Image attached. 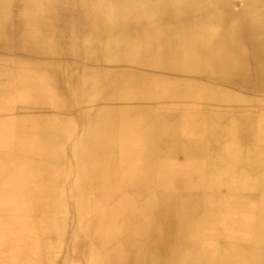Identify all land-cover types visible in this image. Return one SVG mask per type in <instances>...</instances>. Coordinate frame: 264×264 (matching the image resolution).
Here are the masks:
<instances>
[{
	"label": "bare ground",
	"instance_id": "6f19581e",
	"mask_svg": "<svg viewBox=\"0 0 264 264\" xmlns=\"http://www.w3.org/2000/svg\"><path fill=\"white\" fill-rule=\"evenodd\" d=\"M238 2L243 4L240 8ZM104 5L117 9L124 31L135 27L146 31L143 66H127L118 59L106 65L112 71L142 70L164 77L185 70L179 63V51L184 49L190 56L188 69L222 73L241 84L249 81L255 87L264 86V64L250 67L244 39L247 27L259 24L256 20L264 10V0H112ZM12 30L19 41L9 51L4 43L12 38ZM178 30L182 41L177 38ZM71 32L60 22L13 21L0 15V54L14 59L8 73L0 69V217H10L16 224L24 218L28 228L21 239L27 250L11 263L264 264V182L254 176L264 159L255 157L253 169L248 170L242 164L241 150L234 147L222 166L214 157L208 161L209 168H204L187 165L179 151L176 158L180 163L173 166L171 159L153 155L152 143V152L144 151V129H138L157 118H167L138 110L142 98L152 96V83L138 80L136 75L121 82L123 109H115L114 102L105 104L115 110L106 111L97 127L90 117L95 101L89 95L95 91V80H87V89L90 84L91 88L78 121L64 92L58 91L54 101L51 99L48 82L52 71L58 70L63 73L65 87H72L87 71L94 70L84 68V63L73 67L60 62L64 53L57 42L66 37V48L73 58H79L82 40ZM102 32L103 28L98 29L97 36ZM128 40H121L115 57L135 55L132 42H124ZM251 47L255 62H264V35ZM255 96L245 98L239 93L233 104L243 112L255 110L257 120L263 122L264 93ZM51 100L52 106L48 105ZM261 130L257 126L253 132L258 141L264 139ZM161 136H165L162 131ZM113 153L116 156L109 158ZM254 153L262 154L258 146ZM238 162L241 170L237 174L231 167ZM118 185L121 189H114ZM219 208H229V215L236 216L229 225L233 233H239L226 238L236 241V246H230L234 249L226 252L216 244L219 236L203 235L209 222L218 224L205 217ZM210 217L217 216L213 213ZM36 239L38 250L30 255ZM261 250L262 258L256 257Z\"/></svg>",
	"mask_w": 264,
	"mask_h": 264
},
{
	"label": "crops",
	"instance_id": "0c3cea01",
	"mask_svg": "<svg viewBox=\"0 0 264 264\" xmlns=\"http://www.w3.org/2000/svg\"><path fill=\"white\" fill-rule=\"evenodd\" d=\"M185 56V60H187V63L184 64V67L186 68L183 71L173 72L174 74L170 73L168 75H164V77H160V74L157 73L145 72L146 81L148 80V82L152 83V96L150 95L147 98H142V102H140V104L143 106L139 107L138 110L146 111L149 115H152V117L163 116V118L167 119L164 120L161 118H157V122L145 125L143 124L141 126L142 129H138L139 131L144 129L143 135L145 137L141 138V142L145 144L144 151L150 152L152 143V149L154 150L153 152L151 150V152H155L153 155L158 158L171 159L169 162L173 166L176 165L177 162L180 163V160L176 158V152L180 151L182 157H185L187 165H198L204 168H209L208 161L210 160V158L215 157L214 159H216L220 166H222L221 164L223 163V161L227 160L229 156H231V149L236 148L241 150V153L239 155L241 157L244 156L242 164L246 165L248 167V170L253 169L255 157L264 159V139L263 141H258L253 133L255 132L257 126L260 130L262 129L261 131L264 132V120L263 122L257 120L255 110L250 111L248 109L243 112V110L241 111L239 108L236 109L233 104V98L239 93L243 94L245 98L251 96L255 98L256 94L254 82L247 81L244 82V84H241V82H237L236 80H233L229 78V76H226L222 73L210 74L207 71L199 72L196 70L188 69L189 66L187 65L190 62V56L187 53ZM135 77L138 80H144L140 75H136ZM160 78L164 79V82H159V80H161ZM121 82L122 81H120V84L118 85V89L112 90L111 88L102 87L100 83L95 80V91L89 94L90 97H92V100L95 101L90 108V117L94 119V122L92 123L94 127L101 125L100 119L102 116H105L106 111L110 112L111 110H115L116 108H121ZM96 84L98 89H96ZM215 93H217L218 95ZM112 102L116 104L115 109L112 108V106H105V104H111ZM191 103H193V105ZM159 104L161 106H159ZM162 104L164 105L162 106ZM83 105H85V103ZM71 107L74 111L76 110V107H74V105H71ZM78 109L82 110V108ZM122 109L123 108H121V110ZM169 117H171L172 119H169ZM183 117L185 120L183 119ZM161 121L163 122L161 123ZM212 121L214 122L211 123ZM213 124L214 127L212 126ZM175 128L176 130H174ZM216 129L219 130L217 131ZM161 131L163 132V134H165V136H161ZM173 133L177 134L175 138L170 137L171 135H173ZM235 134H237V137H234ZM256 146H258L262 154L254 153V149ZM155 149H157V151H155ZM152 153L149 156H151ZM239 155L237 156L238 159ZM112 156L115 157L116 154L113 153L111 155H108V157ZM119 156L120 155H118L117 157ZM239 162L238 164H234L231 167V170H233L237 174L240 169ZM259 166L261 167V165ZM210 167H213L212 162L210 163ZM254 176L260 179L259 181L261 184L264 182V165L259 170L255 171ZM114 189L120 190L121 187L118 185L117 187H114ZM255 201L257 200L255 199Z\"/></svg>",
	"mask_w": 264,
	"mask_h": 264
},
{
	"label": "rangeland",
	"instance_id": "374dc122",
	"mask_svg": "<svg viewBox=\"0 0 264 264\" xmlns=\"http://www.w3.org/2000/svg\"><path fill=\"white\" fill-rule=\"evenodd\" d=\"M6 1L8 0H0L1 17L2 16L10 17L14 21H17L19 19L20 20H23V19L32 20V22H35V23L42 20L43 22H45V24L47 22H52L54 24L60 22L61 24L69 26L72 29V32L70 34L75 36L74 37L75 39L82 40L81 48H79L80 54H77L79 55V58H76L77 56H74L75 55L74 53H73V56H74L73 58L70 54L71 50H69L68 47L66 48L65 45L69 41L67 37L66 39H63L57 42L58 43L57 45H59V47L62 46L63 53L66 55L65 56L63 54L64 57L62 60H60V62L63 61L64 64L70 65L73 67L74 66L78 67V63H84L83 64L84 68L88 66V67L94 68V70L87 71L86 75L82 76V78H80V80L77 83H75L76 85H72V87H69L68 84H67V87H65L66 83H64V77L62 75L63 73L58 70L52 71V74L48 77V82H49L51 93H52V94L50 93L51 99L54 101V95L58 93V91L64 92L68 96V100L71 101V105H74V107H76L75 114L78 119H81L79 117L82 116L81 110H79L78 108H82L81 106H83V104L86 101L88 89L91 88V84H90V86L87 89V80H92V81L97 80L101 86L105 88H111L112 90L118 89V85L120 84V81H124L126 77L127 76L129 77L130 75H140L146 81L145 71H142V70H138V71L131 70L130 71L128 69L112 71L110 68L106 67V64L110 66L111 64H113V62L114 64L119 62L118 59H121V61L127 66L142 67L144 63L142 59L141 51H142V47L144 44L143 41L146 35L145 33L146 31L140 28H137V27L133 29H129L127 31H124L123 28H120V14L117 11V9L104 5V3L112 2V0H95V1L93 0L94 1L93 3H92V0H32L31 3L29 0H25V1L10 0L7 5L5 3ZM27 2L29 4L26 5ZM97 3L99 4V6H97ZM10 4H12L13 6L12 5L10 6ZM237 5H238V8H240L243 4L242 2H238ZM258 16H259L258 20L256 21L259 24L256 25L255 27L253 26L252 28L251 26H249L251 29L247 27L245 36H244L245 43L247 46L246 49L250 53L249 54V65L251 64L250 67H252V69H254L256 63H257L256 66L259 64H262V65L264 64V62L260 60H257V62H255L254 55H253L254 50L251 47L255 41L262 40V36L264 35V33L262 34V30H264V10L262 14ZM250 24L252 23H249V22L247 23V25H250ZM100 28L101 29L103 28L104 32L101 33V36H97L96 32ZM181 33H182L181 30H178L177 38L179 41L184 40L181 37ZM11 35H12V38L9 41L4 43V46L6 45L5 47H7L9 51L13 50L15 47V43H18L19 41L16 35V32L14 33V31L12 30ZM123 38L129 39L128 41H124L125 43L132 42L130 44L136 47V49L134 50L135 51L137 50V52L132 57L125 56L123 58V56L120 55V58H117L119 55L117 56L116 54L120 53L121 40ZM89 40L91 41L88 42ZM92 42H96L95 45L92 44ZM87 44H89V46ZM128 45L125 47L126 51H129ZM87 48L91 49L90 50L91 53L87 51ZM62 50H60V52H62ZM113 52L115 54H113ZM179 53L181 56L179 57V62H182V64L184 65L185 63H187V60H185L186 53L184 52V49H180ZM114 55L117 57H115ZM56 62H59L57 58H56ZM73 62L74 64H72ZM85 63H90L89 64L90 66ZM100 63L101 64L104 63L105 64L104 67H101ZM12 64H14V59L10 55L0 54V69H2V71H5L8 73V70L11 68L10 65ZM262 87L264 86L257 84V87H255V94L257 93L256 95L259 96L263 94L264 88ZM91 92L93 93V90L90 91V93ZM52 100L48 105L50 106L54 105V102ZM40 108L48 109L50 107L40 106ZM0 148L1 150H3L2 147ZM73 184L72 186H75ZM213 213L217 217H210ZM213 213L208 214L205 217V220L208 222L216 220V223L218 224H215V223L211 224L212 222L211 223L209 222L208 226H205V231L203 235L205 236V238H207V234L210 236H215V237L219 236L220 239L219 240L216 239V244L222 245L225 248L223 249V251L225 252L228 251L229 249H234L232 247L230 248V246H233V245L236 246V241L232 239L231 240L226 239V238L239 234L238 232H235V231L233 233L232 231L233 229L231 230L230 225H229V220H231L232 218L236 216L229 215L230 213L229 208L215 209V211L213 210ZM0 218H1L0 219V229H1L0 230V264H10L13 260L17 259L16 257L21 258L23 256L22 255L23 253H21L23 250H27V244L22 241L23 236L24 235L27 236V233H28V228L25 229V226H27L26 225L27 221L24 218H20L21 222L16 224L12 218L11 220H9L10 217L7 218V220L5 217H0ZM4 233L6 234L5 236H4ZM33 235L35 236L36 234L33 233ZM34 241L35 240H33V242ZM37 242L38 241L36 239L34 243L35 246L33 245L32 247L33 250L31 249L30 255H34L36 250H38L36 248ZM262 253H263V250L259 251V253H255V255L256 257L260 258L262 256Z\"/></svg>",
	"mask_w": 264,
	"mask_h": 264
}]
</instances>
